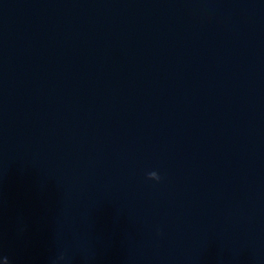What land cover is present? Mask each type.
Returning a JSON list of instances; mask_svg holds the SVG:
<instances>
[{
  "label": "clouds",
  "instance_id": "obj_1",
  "mask_svg": "<svg viewBox=\"0 0 264 264\" xmlns=\"http://www.w3.org/2000/svg\"><path fill=\"white\" fill-rule=\"evenodd\" d=\"M148 176H149V179H155L157 181L160 179L159 175L156 172H150Z\"/></svg>",
  "mask_w": 264,
  "mask_h": 264
}]
</instances>
